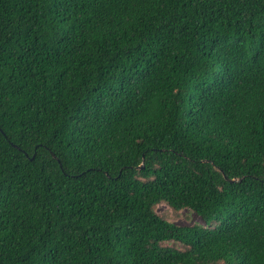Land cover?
<instances>
[{
	"label": "trees",
	"instance_id": "16d2710c",
	"mask_svg": "<svg viewBox=\"0 0 264 264\" xmlns=\"http://www.w3.org/2000/svg\"><path fill=\"white\" fill-rule=\"evenodd\" d=\"M0 264H264V0H0Z\"/></svg>",
	"mask_w": 264,
	"mask_h": 264
},
{
	"label": "rangeland",
	"instance_id": "374dc122",
	"mask_svg": "<svg viewBox=\"0 0 264 264\" xmlns=\"http://www.w3.org/2000/svg\"><path fill=\"white\" fill-rule=\"evenodd\" d=\"M157 212L178 225H186L193 222L203 223L202 219L191 211L182 210L176 215L164 204H159L157 206Z\"/></svg>",
	"mask_w": 264,
	"mask_h": 264
},
{
	"label": "water",
	"instance_id": "95a60500",
	"mask_svg": "<svg viewBox=\"0 0 264 264\" xmlns=\"http://www.w3.org/2000/svg\"><path fill=\"white\" fill-rule=\"evenodd\" d=\"M51 155H52V157L55 158V155H54L53 153H51ZM138 167L141 168V167H142V164H140ZM228 180H229L230 182H234V181H238L239 179H236V178H228Z\"/></svg>",
	"mask_w": 264,
	"mask_h": 264
}]
</instances>
